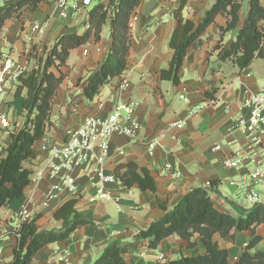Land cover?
I'll list each match as a JSON object with an SVG mask.
<instances>
[{"label":"crops","instance_id":"1","mask_svg":"<svg viewBox=\"0 0 264 264\" xmlns=\"http://www.w3.org/2000/svg\"><path fill=\"white\" fill-rule=\"evenodd\" d=\"M214 3L215 0H188L183 16L199 24ZM262 4L264 6V0ZM179 6V0H143L139 6L130 22V68L121 79L130 86L123 93L118 90L119 78L106 85L93 102L85 98L83 88L77 87L80 78L89 71L97 70L104 60L112 43L109 24L105 26L108 40L102 38L98 43H89L71 52L68 62L70 72L54 100L46 133L35 145L36 158L26 163V167L33 171L46 159V154L41 151L44 142L61 143L66 133L78 128L86 117L106 116L114 107L134 101L137 103L135 119L139 126L137 137H113L106 170L115 175L118 165L135 162L150 171L157 183V192H143L139 186L129 189L115 184L109 187L113 201L91 205L88 200L94 195V190L89 178L79 172L77 183L80 194H57L49 207L44 208L45 195L53 182L31 183L25 190L27 200L22 208L28 212V221L39 217L37 225L40 232L61 228L62 221H56L54 214L71 199L78 201L76 209L83 218L94 221V224L78 227L66 241L41 249L33 264H92L113 244L128 250V264L168 263L181 257L202 255L206 249L199 235L193 239L196 242L193 248L180 237L172 236L156 250L149 248L148 240L136 238L140 231L148 229L166 214L159 202L172 210L196 188L207 189L219 211L246 216L243 204L231 196L232 188L229 186V181L237 179L239 173L224 168L220 160L222 153L230 154L245 147L243 132L229 135V131L239 116L247 114L244 108L247 95L264 88L259 86L260 80L264 79V59L255 60L242 72L231 62H221L216 47L219 44L229 46L236 33L221 42L220 28L226 25L227 19L219 15L203 35V46L189 50L181 84L175 86L172 82L163 81L161 71L169 68L173 57L169 42L177 27L174 12ZM248 8L249 0H244L243 17H246ZM38 11L25 16L34 17ZM86 17L87 13L76 14L72 20L73 27L77 28ZM62 30L63 26L56 20L46 37L56 36ZM3 33V58L9 57L17 67L28 68L26 53L29 52V45L24 46L23 41L26 44L32 42L33 29L27 35V30L21 26V19L13 18L6 22ZM12 47L15 48L14 55L8 53ZM207 92L214 93L215 99L219 100L216 105H208L211 99L206 96ZM13 93L8 94V101ZM98 101L103 102L101 109ZM10 111L14 116V111ZM183 121L186 123L178 127ZM152 143H155L153 149L150 148ZM216 145L222 146V153L213 150ZM117 149L122 150L124 155L116 154ZM169 164L178 170L179 179L172 178L166 168ZM207 183H211L212 187ZM19 212L14 215L7 208L0 210V240L3 245L0 264H7L13 258L17 243L15 231L21 220ZM257 232L264 237V224ZM250 239L251 232L237 233L234 242L221 238L219 234L214 236V241L228 250L231 264L239 260Z\"/></svg>","mask_w":264,"mask_h":264},{"label":"trees","instance_id":"2","mask_svg":"<svg viewBox=\"0 0 264 264\" xmlns=\"http://www.w3.org/2000/svg\"><path fill=\"white\" fill-rule=\"evenodd\" d=\"M54 0H15L0 10V64L3 59V28L13 18L24 21L27 15L37 12L41 6H52ZM143 0H99L88 12L87 28L82 34L67 32L60 36L46 58H40L37 65L27 68L18 79L12 99L7 102L14 117L23 120V126L10 134L9 140L0 154V210L7 208L17 214L25 204L26 188L31 184L33 171L26 163L36 158L35 145L41 141L51 120L53 103L60 86L67 75L71 52L89 43H98L109 24L112 43L97 70L80 79L77 87L84 89L85 98L93 102L103 88L115 78L120 81L130 68L131 48L130 22ZM244 0H215L207 10L202 21L196 24L183 16L188 0H179V8L174 12L177 27L170 38L173 57L169 68L161 71V79L179 86L183 79V66L191 48L203 46V35L219 15L227 19L220 28L221 42L228 35L236 33L229 46L218 45L221 62H231L242 72L257 59H264V6L262 0H249L246 17H243ZM26 15V16H25ZM120 83V82H119ZM215 99L214 93H206ZM115 175L125 188L139 186L143 192H157V183L147 168L135 162L120 164ZM78 201L65 202L54 214L61 222L60 229L40 232L38 218L22 223L17 233L13 258L7 264H33L37 253L56 242L66 241L78 227L94 224L93 220L83 218L76 209ZM166 213L164 217L140 231L136 238L148 240L151 250L172 236H178L196 246L193 241L199 235L205 246L202 255L181 257L168 263L159 264H231L229 252L214 241L219 234L223 239L233 242L237 233L251 232V239L239 260L234 264H264V238L257 233L264 224V206H256L245 217L233 216L219 211L205 188H196L186 194L172 209L159 202ZM128 250L117 244L108 247L92 264H128Z\"/></svg>","mask_w":264,"mask_h":264},{"label":"built area","instance_id":"3","mask_svg":"<svg viewBox=\"0 0 264 264\" xmlns=\"http://www.w3.org/2000/svg\"><path fill=\"white\" fill-rule=\"evenodd\" d=\"M15 0H0V10ZM99 0H54L50 7V13L42 20L34 23L31 41L40 44L48 34L53 20L72 23L76 14L82 10H90ZM88 16V13H87ZM87 17L85 19V27ZM27 68L17 67L13 59L4 56L0 64V132L9 131L12 128L11 120L4 110V100L10 88L18 83L19 76ZM125 75V74H124ZM123 75V76H124ZM130 84L123 80L118 86L121 93L129 88ZM182 99H185L182 97ZM188 101V100H186ZM219 100L211 99L208 105L214 106ZM101 109L103 102L98 101ZM137 103L118 105L107 113L106 116H88L74 130L66 133L61 143L44 142L41 151L46 154L43 163L33 169L31 183L38 185L43 181H52L50 190L46 193L43 207L48 208L57 194L79 195L80 188L77 183V175L83 173L89 178L94 195L88 200L94 205L100 202H111L113 196L111 185L121 184L116 175L107 173L106 163L111 158L113 137L136 138L139 126L135 119ZM246 115L239 116L229 135L242 131L246 144L243 150L233 151L230 154L222 153V146L216 145L214 151L221 154V164L228 170L239 173L237 179L229 181V186L236 192L244 202L252 207L264 206V88L257 93H249L244 100ZM186 121L177 126L182 127ZM155 143L150 145L153 149ZM116 154L123 156L124 152L117 149ZM173 179H179L178 170L172 165L166 166ZM212 187L211 183H207ZM122 186V184H121ZM81 196V195H80ZM20 225L28 221V212L22 208L19 212ZM15 231V238H20ZM248 244V243H247ZM245 245V247L247 246ZM3 245L0 240V253Z\"/></svg>","mask_w":264,"mask_h":264},{"label":"rangeland","instance_id":"4","mask_svg":"<svg viewBox=\"0 0 264 264\" xmlns=\"http://www.w3.org/2000/svg\"><path fill=\"white\" fill-rule=\"evenodd\" d=\"M42 8H40L39 9V11H38V13H36L35 15H34V17H32V16H30V18L28 17H25V19H24V21L22 22V20H21V26L23 27V29L24 30H27V35H30V33H31V31H32V29H33V26H34V23H35V21H40V20H38L39 18H44L46 15H48L49 13H50V7L51 6H47L46 7V5H43V6H41ZM89 12V9L88 10H86V11H84V10H82L78 15H80V14H82L83 13V15H85V13H88ZM33 18V19H32ZM86 19V18H85ZM57 21H58V23H60V26L62 25L63 26V30H62V33L60 32L59 34H57L56 36H53V35H51V37L49 36L48 38L46 37V39L44 38L42 41H41V43L40 44H32V42H27V44H26V42H24L23 41V45L24 46H26L27 47V45H29L27 48H28V51L29 52H27L26 53V55H28V59H29V63H28V68H33L34 66H36L37 65V61L40 59V58H46V56H47V54H49L50 53V51L52 50V48L54 47V45H55V43H56V41L60 38V36L61 35H63L64 33H67V32H78L79 34H82L84 31H85V29H86V27L85 26H82V27H80L81 25H85V20H84V22H82V23H80V25H78V27L77 28H74L73 27V25H72V23H69V22H67V23H65V22H61V21H59L58 19H56ZM56 20H53V23H54V21H56ZM31 22H32V24H31ZM26 23H29L28 24V26L26 27V29H25V25H26ZM53 25V24H52ZM64 26H65V28H64ZM52 28V26L50 27V29ZM49 29V30H50ZM49 32V31H48ZM4 34V33H3ZM30 37V36H29ZM32 37V36H31ZM103 39H106V40H108V31H107V28H105V30H104V35H103V37H102ZM18 39V38H17ZM20 39V38H19ZM23 46V47H24ZM14 49L15 48H11V49H9V54L10 55H14ZM22 54H25V53H22ZM69 62V61H68ZM100 67V66H99ZM98 67V68H99ZM69 68H70V65H69V63L67 64V66L66 67H64L63 68V71L66 73V75L68 76V74H69V72H70V70H69ZM89 72H91V71H89ZM89 72L87 73V75L89 74ZM86 75V76H87ZM85 76V77H86ZM85 77H83V78H85ZM83 78H80V79H83ZM120 85V84H119ZM118 85V86H119ZM259 86L260 87H262V86H264V79L262 80H260V82H259ZM15 90V88L12 86L11 88H10V90H9V95L11 94V92H13ZM7 102H8V95H7V97L5 98V100H4V110H5V112L8 114V116H9V119L11 120V123H12V128H11V130L9 131V133L10 134H12L13 132H17L18 130H20L21 128H22V126H23V120H18L17 118H15L14 116H13V112L12 111H10L9 109H8V107H7ZM10 134H7L5 131H1L0 132V154H1V151H2V149H3V147H4V145H5V141L6 140H8L9 138H10ZM230 188H232L231 189V192H232V197L234 198V199H236L237 201H238V203H241V204H243V209L245 210V212H244V210H242V212H244L246 215L248 214V212H250V209L252 208V206H250V205H248L246 202H244V200L242 199V197H240V195H238V193H236V189L235 188H233V187H230ZM230 214H232V213H230ZM234 214H236V213H234ZM234 214H232L233 216H234ZM236 217H239V215H237ZM242 217H245V216H242ZM257 231H258V229H257ZM258 233V232H257ZM264 238V237H263Z\"/></svg>","mask_w":264,"mask_h":264}]
</instances>
